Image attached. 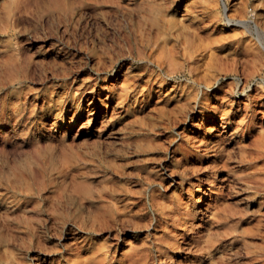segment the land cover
I'll list each match as a JSON object with an SVG mask.
<instances>
[{"label": "rangeland", "instance_id": "374dc122", "mask_svg": "<svg viewBox=\"0 0 264 264\" xmlns=\"http://www.w3.org/2000/svg\"><path fill=\"white\" fill-rule=\"evenodd\" d=\"M0 264H264V0H0Z\"/></svg>", "mask_w": 264, "mask_h": 264}]
</instances>
